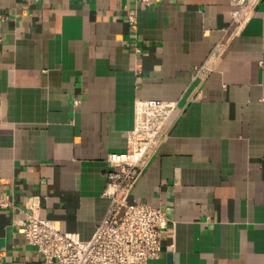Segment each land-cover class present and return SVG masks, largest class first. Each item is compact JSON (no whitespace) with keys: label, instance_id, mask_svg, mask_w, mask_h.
Here are the masks:
<instances>
[{"label":"crops","instance_id":"crops-1","mask_svg":"<svg viewBox=\"0 0 264 264\" xmlns=\"http://www.w3.org/2000/svg\"><path fill=\"white\" fill-rule=\"evenodd\" d=\"M138 7L133 29L126 14ZM0 0V264H41L26 199L92 236L139 99L176 101L130 192L169 216L149 264H264V0ZM141 51H136V46ZM78 102L76 103V100Z\"/></svg>","mask_w":264,"mask_h":264},{"label":"built area","instance_id":"built-area-1","mask_svg":"<svg viewBox=\"0 0 264 264\" xmlns=\"http://www.w3.org/2000/svg\"><path fill=\"white\" fill-rule=\"evenodd\" d=\"M141 1L145 5L155 2ZM255 1L233 0L230 29L235 31L242 27L251 16ZM126 18L136 29L138 7H130ZM135 49L142 50L138 45ZM175 108L176 101H136L135 123L127 150L112 151L107 156L111 168L107 192L112 201L90 238L83 239L77 231L62 229L58 220L41 214L39 196H27L26 217L19 223V229L28 242L37 247L41 264H149V259L161 255L163 237L169 231L167 212L147 202H131L129 197ZM12 204L0 188V205Z\"/></svg>","mask_w":264,"mask_h":264}]
</instances>
